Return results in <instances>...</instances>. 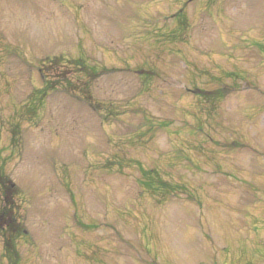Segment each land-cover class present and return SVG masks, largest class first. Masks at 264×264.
<instances>
[{"label":"rangeland","instance_id":"374dc122","mask_svg":"<svg viewBox=\"0 0 264 264\" xmlns=\"http://www.w3.org/2000/svg\"><path fill=\"white\" fill-rule=\"evenodd\" d=\"M0 182L17 264H264V0H0Z\"/></svg>","mask_w":264,"mask_h":264},{"label":"trees","instance_id":"16d2710c","mask_svg":"<svg viewBox=\"0 0 264 264\" xmlns=\"http://www.w3.org/2000/svg\"><path fill=\"white\" fill-rule=\"evenodd\" d=\"M60 61H62V59L53 58L48 61V66L49 67L56 66L55 69L57 70L58 69L57 64ZM66 63H68V61ZM46 69H47L46 74H48V77L52 79V82L51 80H48V81L43 80L45 83V86L42 88V94L40 95V97H43L46 91L54 90L55 88L60 87V86L66 88V90H68L69 92H71L70 90H74V91L77 90L76 88L72 86L69 80H67L66 72H63V71L56 72L55 71V73L53 74L50 72V70L52 69L50 70H48V68ZM71 69H73L72 70L73 74H78L82 76H93L96 74L93 68L87 66L83 60L73 61L71 63ZM42 77H45V76L42 75ZM145 184L147 185L148 183H145ZM0 186H5V185L2 184V182H0ZM6 187H5V190H7V194L6 193L5 194L8 196L9 193L12 192V190L10 189L9 186L7 188ZM6 195H5L4 207L0 210V219H1L0 232L2 230L4 231V236L2 237V239H3V246H4L3 250L6 254V259L10 262V264H17L18 261L16 260V252H15L16 245H15V242H13V238L15 236L16 237L20 236L22 232L19 229L18 225L15 223V217L12 213V206H10L11 201Z\"/></svg>","mask_w":264,"mask_h":264}]
</instances>
